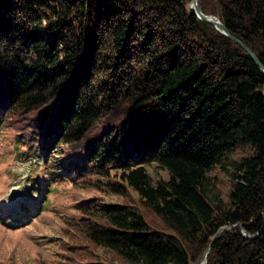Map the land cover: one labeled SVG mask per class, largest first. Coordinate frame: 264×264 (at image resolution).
I'll list each match as a JSON object with an SVG mask.
<instances>
[{"label":"trees","instance_id":"16d2710c","mask_svg":"<svg viewBox=\"0 0 264 264\" xmlns=\"http://www.w3.org/2000/svg\"><path fill=\"white\" fill-rule=\"evenodd\" d=\"M191 2L0 0V136L46 186L126 199L77 201L58 264H264V72ZM199 5L264 65V0Z\"/></svg>","mask_w":264,"mask_h":264},{"label":"rangeland","instance_id":"374dc122","mask_svg":"<svg viewBox=\"0 0 264 264\" xmlns=\"http://www.w3.org/2000/svg\"><path fill=\"white\" fill-rule=\"evenodd\" d=\"M3 134L0 136V264H58L65 254L63 243L73 244L75 241L68 233L67 220L79 217L74 208L77 201L97 195L107 202L120 203L126 199L69 184L46 186L44 161L37 158L22 160L13 136ZM59 151L61 153L54 157L57 163H61L62 158L66 160L62 156L69 150L65 146ZM245 153L249 151H237L235 158ZM147 168L154 179L169 177L168 171L159 164L148 165ZM63 173L68 176L65 171ZM212 176V180L205 183L208 194H212L215 188L213 182L224 194L229 184L228 171L225 173L217 169ZM132 196L138 198L135 192ZM28 212V219L23 218V214ZM96 251L118 263L112 253L102 248Z\"/></svg>","mask_w":264,"mask_h":264},{"label":"water","instance_id":"95a60500","mask_svg":"<svg viewBox=\"0 0 264 264\" xmlns=\"http://www.w3.org/2000/svg\"><path fill=\"white\" fill-rule=\"evenodd\" d=\"M191 9L201 20L213 24L218 31L229 37L239 46H241L254 59V61L260 66V68L264 72V65L261 63L257 55L243 41H241L236 36L232 35L218 17L203 13L199 5V0H192ZM261 231L255 234L254 237H257ZM244 234L247 236L245 232ZM205 259H206V254L204 256V259L200 262V264H205L206 263Z\"/></svg>","mask_w":264,"mask_h":264}]
</instances>
